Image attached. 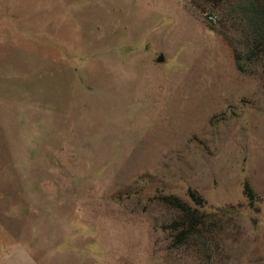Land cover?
<instances>
[{
	"label": "rangeland",
	"instance_id": "rangeland-1",
	"mask_svg": "<svg viewBox=\"0 0 264 264\" xmlns=\"http://www.w3.org/2000/svg\"><path fill=\"white\" fill-rule=\"evenodd\" d=\"M251 2L0 0V245L33 264H264ZM167 195L205 231L177 241Z\"/></svg>",
	"mask_w": 264,
	"mask_h": 264
},
{
	"label": "trees",
	"instance_id": "trees-1",
	"mask_svg": "<svg viewBox=\"0 0 264 264\" xmlns=\"http://www.w3.org/2000/svg\"><path fill=\"white\" fill-rule=\"evenodd\" d=\"M252 4V16L257 26V33L259 34V45L264 46V1L251 2ZM258 45V43H257ZM240 65V64H239ZM190 196L197 205L203 206L206 203L205 198L199 194L196 190L190 189ZM246 193L250 199H255L256 194L253 188L246 184ZM167 203L172 204L181 209L183 218L174 222L173 226L178 230L177 241L183 242L189 239L192 235L200 233L205 227L206 214L201 213L199 210L192 209L187 203H185L178 196L167 195L163 198Z\"/></svg>",
	"mask_w": 264,
	"mask_h": 264
},
{
	"label": "crops",
	"instance_id": "crops-1",
	"mask_svg": "<svg viewBox=\"0 0 264 264\" xmlns=\"http://www.w3.org/2000/svg\"><path fill=\"white\" fill-rule=\"evenodd\" d=\"M20 247L19 243H14L9 247L0 245V264H22V258L24 261H28L29 264H33L32 258L23 252Z\"/></svg>",
	"mask_w": 264,
	"mask_h": 264
},
{
	"label": "water",
	"instance_id": "water-1",
	"mask_svg": "<svg viewBox=\"0 0 264 264\" xmlns=\"http://www.w3.org/2000/svg\"><path fill=\"white\" fill-rule=\"evenodd\" d=\"M162 57V56H161Z\"/></svg>",
	"mask_w": 264,
	"mask_h": 264
}]
</instances>
